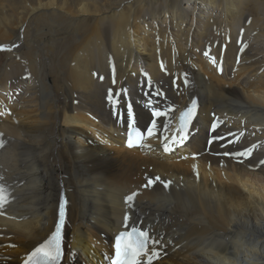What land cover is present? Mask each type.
Instances as JSON below:
<instances>
[{
  "label": "bare ground",
  "instance_id": "1",
  "mask_svg": "<svg viewBox=\"0 0 264 264\" xmlns=\"http://www.w3.org/2000/svg\"><path fill=\"white\" fill-rule=\"evenodd\" d=\"M239 29L251 46L233 79L206 71L196 75L194 91L201 112L241 114L262 141L264 0H0V132L9 140L0 171L10 183L23 182L14 188L19 220L0 222V264H17L48 234L61 185L70 191L75 264H90L91 243L118 229L128 191L143 223L180 246L159 264H264V165L250 171L262 154L234 165L127 151L103 110L107 78L93 79L106 77L112 58L127 84L138 65L167 81L158 56L169 74L184 76L190 61L201 60L196 51L222 32L232 38L225 54L230 71ZM12 108L9 120L2 110ZM205 120L192 138L199 151Z\"/></svg>",
  "mask_w": 264,
  "mask_h": 264
},
{
  "label": "snow or ice",
  "instance_id": "2",
  "mask_svg": "<svg viewBox=\"0 0 264 264\" xmlns=\"http://www.w3.org/2000/svg\"><path fill=\"white\" fill-rule=\"evenodd\" d=\"M196 107V102L193 101L192 107L189 108L184 114L181 116V130L187 127V123L190 122L191 117L194 114ZM162 113L160 112H154L155 116H160ZM132 111L131 108H129L128 111V117L131 121L132 118ZM129 127H132V124L129 123ZM156 127L155 122H153L152 127L148 129V135L154 134V129ZM216 125H213V130H215ZM141 138V135L137 134V139L139 140ZM186 138V137H185ZM172 142H177V138L173 137ZM179 143H183V138H181ZM211 142V141H210ZM128 147H133L134 142L131 137V135L128 138ZM2 146V145H0ZM172 149L168 147V145H165V151H171ZM225 155H231L230 153H225ZM236 155H250V152L247 153H237ZM136 194L133 193L132 195L128 196L126 198V202H132L134 200V196ZM7 202V197L5 193V189L3 187H0V207L3 206L4 203ZM60 218L61 221L63 220V205H61V211H60ZM125 220H127V216L125 217ZM60 240H61V228L59 225L56 227V231L51 237L49 241L45 243V245H42L40 248H37L32 254L29 256L28 260L25 262V264H58V261L61 256V246H60ZM149 237L147 233L143 231H137L136 229H133L131 233L128 232H122L119 236L116 237V256L113 260L112 264H139L138 258L143 255L147 254L146 249L148 245ZM153 255H158L157 253H153ZM37 258V259H33ZM148 264H151V257H149Z\"/></svg>",
  "mask_w": 264,
  "mask_h": 264
},
{
  "label": "rangeland",
  "instance_id": "3",
  "mask_svg": "<svg viewBox=\"0 0 264 264\" xmlns=\"http://www.w3.org/2000/svg\"><path fill=\"white\" fill-rule=\"evenodd\" d=\"M190 9V8H189ZM194 10V9H193ZM206 11V10H205ZM205 11H199V12H197L196 10L194 11V13H196V15H197V13H200V14H204V12ZM140 24V23H139ZM136 26H138V25H136ZM135 26V27H136ZM139 30V28L137 27V29H135V33H136V31H138Z\"/></svg>",
  "mask_w": 264,
  "mask_h": 264
}]
</instances>
